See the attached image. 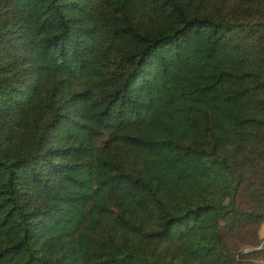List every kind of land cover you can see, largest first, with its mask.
<instances>
[{
  "label": "trees",
  "instance_id": "trees-1",
  "mask_svg": "<svg viewBox=\"0 0 264 264\" xmlns=\"http://www.w3.org/2000/svg\"><path fill=\"white\" fill-rule=\"evenodd\" d=\"M263 224L264 0H0V264H264Z\"/></svg>",
  "mask_w": 264,
  "mask_h": 264
},
{
  "label": "rangeland",
  "instance_id": "rangeland-1",
  "mask_svg": "<svg viewBox=\"0 0 264 264\" xmlns=\"http://www.w3.org/2000/svg\"><path fill=\"white\" fill-rule=\"evenodd\" d=\"M259 236L260 238L264 239V224L262 225L261 229L259 230ZM264 247V242L262 243V246L260 248H258L257 250H261L262 248ZM249 251H252V249H244L242 250V253H247ZM253 264H263L262 262H256V263H253Z\"/></svg>",
  "mask_w": 264,
  "mask_h": 264
},
{
  "label": "water",
  "instance_id": "water-1",
  "mask_svg": "<svg viewBox=\"0 0 264 264\" xmlns=\"http://www.w3.org/2000/svg\"><path fill=\"white\" fill-rule=\"evenodd\" d=\"M242 253V252H241Z\"/></svg>",
  "mask_w": 264,
  "mask_h": 264
}]
</instances>
